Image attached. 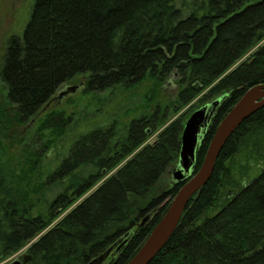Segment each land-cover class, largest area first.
<instances>
[{
  "label": "trees",
  "instance_id": "trees-1",
  "mask_svg": "<svg viewBox=\"0 0 264 264\" xmlns=\"http://www.w3.org/2000/svg\"><path fill=\"white\" fill-rule=\"evenodd\" d=\"M79 77L86 78L85 94L149 81L153 87L144 105L127 110L141 114L124 134L115 132V119L78 140L53 172L41 173L37 161L73 119L43 111ZM0 79V262L31 244L23 264H89L134 230L113 262L127 264L184 184L159 191L179 162L194 111L167 125L170 107L157 95L175 80V115L221 99L195 174L224 116L249 88L264 84V0H35L22 37L9 41ZM34 121L35 156L15 168L12 162L11 170L2 134ZM253 159L264 160V108L228 140L211 179L150 264H264V168L250 177Z\"/></svg>",
  "mask_w": 264,
  "mask_h": 264
},
{
  "label": "rangeland",
  "instance_id": "rangeland-1",
  "mask_svg": "<svg viewBox=\"0 0 264 264\" xmlns=\"http://www.w3.org/2000/svg\"><path fill=\"white\" fill-rule=\"evenodd\" d=\"M34 2L35 0H0V71L4 63L9 41L13 37H22L31 18ZM85 82L86 78L79 77L77 81L73 83L64 84L43 111L44 114L55 110L64 111L67 116H72L73 119L67 129L66 135L58 139L51 150L44 151L43 156L37 161L39 167L38 171L41 173L48 174L53 172L68 156L69 151L78 140L91 131L111 126L115 119L118 121L114 129L115 132L124 134L130 120L141 114V111H139L134 115L126 116L127 110L144 105L143 98L153 87V83L149 81L140 84L136 89L130 91L117 88L116 90L92 94H85L83 87L74 94H70L61 99L58 98L59 94L67 87L80 86L83 83L85 84ZM179 90L180 88L175 80H167L166 86H164L157 95L156 101L161 103V106L170 107V117L167 125L178 119L180 115L187 111L193 110L195 112L198 110L197 108L192 109L190 105L177 115L173 113V103ZM5 105L6 90L0 79V110ZM7 110L12 115V107L7 106ZM153 111L152 109L151 113ZM194 112L190 113L188 119ZM43 113L41 114L42 116L44 115ZM36 126L37 123L34 121L31 122V124L15 126L14 128L11 127L9 132L5 135L2 134L6 137V139H2L3 147L6 149V156L4 159H7L9 164H11V170L12 162L14 163L13 168H15L18 161L21 163L25 162L26 159L24 158L26 156H35V151H37L36 149L38 148V137L35 135ZM156 136L157 134L153 135L148 142L153 143ZM243 156L244 154L242 153L236 158L238 165L243 164ZM33 159L35 160L36 157H33ZM250 164V177L257 175L264 168V160L256 161L253 159L250 161ZM173 168L174 167L168 171L167 175L162 180L159 191L164 189L167 190L170 187L173 180L171 175ZM240 170L241 168L238 167V174ZM250 177H245L244 180L247 181ZM147 216H151L150 213H148L145 218ZM143 220L140 221L141 223L139 225H142ZM30 245L12 255L10 258L0 262V264H13L19 261L21 257L28 255L27 250Z\"/></svg>",
  "mask_w": 264,
  "mask_h": 264
},
{
  "label": "water",
  "instance_id": "water-1",
  "mask_svg": "<svg viewBox=\"0 0 264 264\" xmlns=\"http://www.w3.org/2000/svg\"><path fill=\"white\" fill-rule=\"evenodd\" d=\"M83 87L84 84L69 86L59 94L58 98L61 99L74 94ZM220 103L221 99L198 109L186 122L182 134L179 162L176 165L177 169L173 174V181L171 182L173 185H176L184 181V184L171 200L159 222L127 264H150L168 244L189 202L193 197L201 193L204 186L211 179L216 162L228 140L245 120L264 108V84L249 88L224 116L215 130L199 170L193 174L198 149ZM149 218L150 216H147L143 220L142 225ZM113 250L114 245L89 264H104ZM30 259L29 255H25L22 258L23 262H28ZM13 264H22V262L19 260Z\"/></svg>",
  "mask_w": 264,
  "mask_h": 264
},
{
  "label": "flooded vegetation",
  "instance_id": "flooded-vegetation-1",
  "mask_svg": "<svg viewBox=\"0 0 264 264\" xmlns=\"http://www.w3.org/2000/svg\"><path fill=\"white\" fill-rule=\"evenodd\" d=\"M176 169H177V166H174V168L172 169V172H171L172 178H173V174L176 171ZM133 233H134V230L127 233L123 237H120L117 239V241L113 244L114 250L112 251L111 255L108 257V259L105 261L104 264H113V262L116 261V259L118 258V255L120 254V251L123 249V247H125L127 245L130 238L132 237ZM22 258L23 257L20 258V261L23 264L24 262H23Z\"/></svg>",
  "mask_w": 264,
  "mask_h": 264
}]
</instances>
